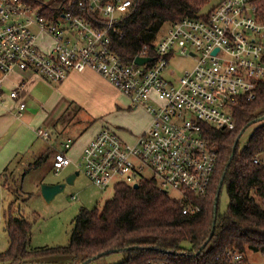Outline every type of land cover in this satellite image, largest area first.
I'll list each match as a JSON object with an SVG mask.
<instances>
[{
    "label": "built area",
    "instance_id": "1",
    "mask_svg": "<svg viewBox=\"0 0 264 264\" xmlns=\"http://www.w3.org/2000/svg\"><path fill=\"white\" fill-rule=\"evenodd\" d=\"M130 6V0L73 1L58 22L51 23L21 0H0V71L29 69L50 83L86 69L106 78L128 97L131 108L151 116V124L132 144L101 129L84 147L76 169L102 190L110 184L154 179L161 189L181 193L188 200L182 212L192 215L199 206L185 194L202 198L218 162L217 146L204 137L202 125L232 130L234 108L253 100L264 81V0H220L201 17L168 24L160 38L124 62L112 49V36L119 33L116 15L126 14ZM40 33L53 40L51 53L37 46ZM175 56L195 63L177 75L169 69ZM135 58L151 60L139 65ZM24 107L20 103L19 111ZM37 135L49 137L41 129ZM71 142L67 139L63 151L53 155L55 175L72 164L65 152ZM252 161L264 166L257 157ZM207 264L249 261L244 252L226 249Z\"/></svg>",
    "mask_w": 264,
    "mask_h": 264
},
{
    "label": "trees",
    "instance_id": "2",
    "mask_svg": "<svg viewBox=\"0 0 264 264\" xmlns=\"http://www.w3.org/2000/svg\"><path fill=\"white\" fill-rule=\"evenodd\" d=\"M21 1L39 9L48 22L57 23L69 5L79 0ZM130 1L128 12L117 24L119 33L112 36V49L124 62H130L144 44H151L167 24L185 17H201V10L209 2ZM260 117H264V81L253 100L241 101L234 108L232 130L202 125L204 137L217 146L218 162L202 198L185 194L199 206L197 213L183 214L188 200L172 198L154 179L140 181L137 188L118 183L100 210L83 209L76 216L66 246L29 249L31 223L8 211L4 225L8 246L0 252V264H91L111 253L124 255L119 264H143L149 260L207 264L226 249L245 254L250 249L264 254V166L252 161L257 154L264 153V119L258 121ZM256 123L259 124L240 147V137ZM223 187L229 204L221 213L218 201Z\"/></svg>",
    "mask_w": 264,
    "mask_h": 264
},
{
    "label": "crops",
    "instance_id": "3",
    "mask_svg": "<svg viewBox=\"0 0 264 264\" xmlns=\"http://www.w3.org/2000/svg\"><path fill=\"white\" fill-rule=\"evenodd\" d=\"M36 44L40 50L51 53L54 42L40 33ZM13 91L16 95L11 97ZM20 103L25 107L19 111ZM97 110L104 115H114L112 127L118 131L113 132L129 144L149 128L152 120L144 109L131 108L127 96L91 69L71 71L61 83H50L29 69H14L6 74L0 71V181L13 161L22 166L28 163L29 168L35 170L39 163L49 159L52 169L53 155L63 151L62 143L67 139L72 141L65 151L72 164L62 171L67 170L65 178L75 172L81 174L75 163L100 129L97 130ZM40 129L48 131L49 137H39ZM6 184L0 183L2 192ZM7 192L11 195L9 207L17 199L12 188Z\"/></svg>",
    "mask_w": 264,
    "mask_h": 264
},
{
    "label": "rangeland",
    "instance_id": "4",
    "mask_svg": "<svg viewBox=\"0 0 264 264\" xmlns=\"http://www.w3.org/2000/svg\"><path fill=\"white\" fill-rule=\"evenodd\" d=\"M219 1L220 0H209L200 14L205 15L210 12ZM116 16L118 18L121 17V15ZM167 27L168 24L162 28L155 40L165 33ZM42 51L45 52L44 50ZM194 63L195 59L175 56L172 57L170 61L169 69L179 75L183 70L192 68ZM102 114L103 113H99V110H97V130L98 128H100L99 131L104 128H110L109 130L117 133L118 130L112 127L114 126L112 124V121L115 119L114 115L112 116L108 113L105 115ZM258 124L259 123L253 124L245 130L239 139L240 147L244 145L253 129ZM255 157L259 158L264 165V153L257 154ZM32 162L34 164V161ZM28 169H30L28 163L22 166L19 162L13 161L9 172L6 176H3L0 181V183L4 185L7 183L5 187L6 192H2L0 187V252L4 251L8 246V236L4 231L8 211L15 216H21L27 219L28 222L31 223V234L27 242L29 249L66 246L74 229V220L76 216L83 209L91 210L97 208L100 210L104 203L112 197L114 192L113 184H110L106 189L102 190L93 185L91 181L81 173L77 177L76 183L66 185L63 192L57 194L51 201H46L39 190L40 187L38 189V184H40L41 181V184H45L46 182L64 180L67 170L61 171L58 175H55L53 168L51 169L49 165V159L41 164L39 163L35 170ZM144 176L148 178L150 173L146 171ZM11 188L17 200H15L11 208L8 209L7 205L11 201V195L7 191ZM15 188L19 191L15 190ZM167 192L168 195L174 199H186L181 198V193L174 190H167ZM228 204L229 198L223 187L218 201L219 212H224ZM246 255L249 264H264V254L246 249ZM123 259L124 255L122 253H111L91 264H119Z\"/></svg>",
    "mask_w": 264,
    "mask_h": 264
},
{
    "label": "water",
    "instance_id": "5",
    "mask_svg": "<svg viewBox=\"0 0 264 264\" xmlns=\"http://www.w3.org/2000/svg\"><path fill=\"white\" fill-rule=\"evenodd\" d=\"M216 51L217 50H214L213 53H215ZM150 60H151V58H135V63L140 65V64H143V63L150 61ZM263 119H264V117H260L258 119V121H261ZM237 140L235 141L234 146L236 145ZM232 156H233V152L230 155L229 160H231ZM78 174H79L78 172H75V173L69 175L68 177H66L62 182H57V183H53V184H47V183L41 184L40 185V192H41L42 196L45 198L46 201H51L52 199L55 198V196L57 194L64 191L66 185H72L74 183V179H75L76 175H78ZM221 185H222V180H220V182H219L218 191H217V194L214 198V218H213V222H212V228H211L210 236L212 235L213 229H214L215 217H216V205H217L218 194H219V190L221 188ZM137 187H138V184H135L134 188H137ZM165 192H167V191H165ZM205 243L201 246V248L205 245ZM197 254H198V252L195 253V256Z\"/></svg>",
    "mask_w": 264,
    "mask_h": 264
}]
</instances>
